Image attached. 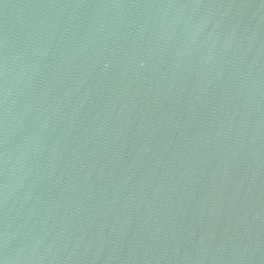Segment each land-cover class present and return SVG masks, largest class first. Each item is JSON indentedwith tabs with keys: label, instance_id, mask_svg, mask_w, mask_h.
I'll use <instances>...</instances> for the list:
<instances>
[{
	"label": "water",
	"instance_id": "95a60500",
	"mask_svg": "<svg viewBox=\"0 0 264 264\" xmlns=\"http://www.w3.org/2000/svg\"><path fill=\"white\" fill-rule=\"evenodd\" d=\"M0 264H264V0H0Z\"/></svg>",
	"mask_w": 264,
	"mask_h": 264
}]
</instances>
